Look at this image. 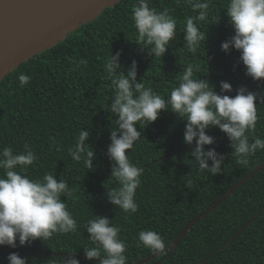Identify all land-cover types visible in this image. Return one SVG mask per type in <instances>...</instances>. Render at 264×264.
Wrapping results in <instances>:
<instances>
[{
    "label": "trees",
    "instance_id": "obj_1",
    "mask_svg": "<svg viewBox=\"0 0 264 264\" xmlns=\"http://www.w3.org/2000/svg\"><path fill=\"white\" fill-rule=\"evenodd\" d=\"M134 3L135 0H122L106 9L59 45L22 64L0 81V148L11 145L22 151L28 143L40 158L29 167L28 175L42 179L46 173H51L57 181L65 179L73 195L61 199L68 203L81 225L76 233L54 235L47 241L37 239L28 247L84 255L83 247L91 245L83 225L93 215L106 216L122 229L120 235L128 245V264L137 263L153 254L142 244L137 247L140 231L150 229L159 233L167 246L191 220L264 162V151H257L249 158L247 166L239 165L232 157L233 149L226 134L214 127L206 134L213 136L215 143L205 150L215 148L225 156V165L216 176L202 174L189 155L191 147L184 143L185 122L171 111L162 112L160 118L142 130V138L134 150L126 153L133 164L144 168L142 185L136 193L138 211L125 214L109 203L108 189L118 187L111 178L112 162L107 156L110 130L117 119L105 110L113 95L111 82L105 78L103 69L110 51L112 55L121 53L119 63L125 75L135 60L137 82L144 80L146 87L162 95H167L171 87L179 83V75L187 63L199 64L207 73L200 74L199 78L215 85L218 94L221 81L231 84L233 91L225 93L230 96L241 86L258 93L261 89L246 75L238 51L231 49L226 54L221 50V44L234 35L224 10L227 0H214L212 16L218 17V22L205 24L202 29L207 32L205 46L195 58L182 49L184 17L193 14L189 7L177 5L175 0H151V6L158 10L168 7L178 19L175 40L170 42L162 58H153L141 52L135 43L137 32L131 20ZM82 58L88 61L87 67L72 71L75 65L70 62ZM21 72L31 77L24 87L18 80ZM82 129L90 132L87 143L96 153L95 171H87L68 154V148ZM254 135L264 139V104H258ZM52 138L55 144L51 143ZM57 147L62 150L57 151ZM187 176L196 184L191 190L184 186ZM263 209L264 169L197 223L160 264H201ZM13 252L25 258L27 264L53 261L61 264L62 261V257L9 248L0 251V264H9L7 257ZM160 259L162 257L147 264H155ZM206 264H264V213Z\"/></svg>",
    "mask_w": 264,
    "mask_h": 264
},
{
    "label": "clouds",
    "instance_id": "obj_2",
    "mask_svg": "<svg viewBox=\"0 0 264 264\" xmlns=\"http://www.w3.org/2000/svg\"><path fill=\"white\" fill-rule=\"evenodd\" d=\"M191 9L192 15L184 17V47L194 58L201 47L205 46L207 32L205 24H215L213 17L214 0H175ZM226 16L234 30V35L221 44L226 54L231 49L240 53V61L246 68V75L264 87V0H227ZM164 7L158 10L151 6V0H135L131 6V20L137 32L135 43L141 52L153 58H162L169 49L170 42L177 36L178 19ZM211 20V22H209ZM121 53L110 54L105 58L103 69L105 78L110 80L113 95L107 110L116 116L115 127L110 130V145L107 156L112 162L111 178L118 187L108 189L110 204L125 214H135L139 209L136 200L137 190L142 185L144 168L133 164L129 150L142 138V130L160 118L162 112L171 111L185 122L184 143L191 147L189 155L194 158L197 169L202 174L216 176L225 165V156L211 146L213 136L206 132L214 127L226 134L239 165L247 166L249 158L257 151H264V139L254 135L258 122V104H264V92H252L241 86L234 96L229 82H220V93L215 85L200 79L202 71L197 63H187L179 75V83L174 84L167 95L154 91L152 87L137 82V62L132 61L125 75L119 63ZM72 71L81 66L87 67L88 61H71ZM14 70V69H13ZM21 87L27 85L31 77L23 72L18 75ZM139 129V130H138ZM90 132L82 129L75 137L68 154L74 162L81 163L87 171L93 167L96 153L87 143ZM251 137V141H250ZM195 144L193 145V142ZM51 143L55 144L54 138ZM57 151L62 149L57 147ZM34 149L25 143L23 150L11 145L0 148V246H30L40 239L47 241L54 235L76 233L81 226L69 205L62 197L73 195L65 179L57 181L55 175L46 173L41 178L28 175L30 166L39 162ZM211 162V166L209 165ZM184 186L193 189L196 184L190 176L184 177ZM89 234L91 246L83 247L87 260H99L100 264H128L126 255L128 245L121 237V227L106 216H94L83 225ZM141 244L154 254L166 255V243L162 236L150 229L139 232ZM9 264H27L18 253H10ZM54 264V261L51 262ZM61 264H81L72 253L62 258Z\"/></svg>",
    "mask_w": 264,
    "mask_h": 264
},
{
    "label": "water",
    "instance_id": "obj_3",
    "mask_svg": "<svg viewBox=\"0 0 264 264\" xmlns=\"http://www.w3.org/2000/svg\"><path fill=\"white\" fill-rule=\"evenodd\" d=\"M121 1L122 0H0V81L20 68L22 64L56 47L71 33L97 19L106 9L113 8ZM262 84H264V81ZM263 89L264 87H261L259 92H262ZM263 169L264 162L255 167L230 188L220 199L191 220L180 231L176 238L166 246V255L153 253L151 256L134 264H147L156 258L162 257V259L155 263L160 264L177 249L180 241L197 223L220 207L229 197L234 195L246 184V182ZM263 213L264 209L201 264H206L211 260L217 253L244 232ZM9 248L11 247L0 246V251ZM16 248L54 257L64 258L69 255L68 253L20 246L18 243ZM75 257L82 261L100 264L99 260L89 261L84 255H75Z\"/></svg>",
    "mask_w": 264,
    "mask_h": 264
}]
</instances>
